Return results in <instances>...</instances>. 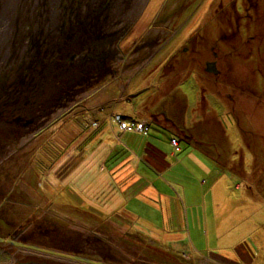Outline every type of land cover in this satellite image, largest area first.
<instances>
[{
  "label": "rangeland",
  "instance_id": "374dc122",
  "mask_svg": "<svg viewBox=\"0 0 264 264\" xmlns=\"http://www.w3.org/2000/svg\"><path fill=\"white\" fill-rule=\"evenodd\" d=\"M127 1L133 7L129 20L120 27H127L128 31L119 41L112 42L111 49L117 50L118 45L123 51L133 46L131 66L122 67L120 60L113 61L112 76H96L80 86L72 95L77 105L58 123L30 136L24 145L9 142L1 134L5 129L0 128V223L6 218L8 227L27 226L30 230L59 233L53 240L55 244L60 237L67 238V242H75L79 237L85 241L96 232L98 240L123 247L121 258L126 261L130 256L150 264H214L186 248L190 243L186 234L169 235L176 244L172 240L157 242L163 246L178 245L175 248L179 252L164 250L149 240L130 235V231L141 232L146 223L163 221L153 218L143 200L133 199L130 204L138 218L129 220L130 229L124 230L105 214L96 213L98 200L93 194L96 188L92 190L91 186L101 176L100 168L108 151H103V147L111 145L133 153L131 135L136 132L120 135L109 128V135L94 139L96 134L90 131L94 119L89 115L106 116L111 101L113 106L116 104L115 109L129 111L131 116H137L135 111L146 110L150 117L161 116L163 112L175 120L177 130L182 131L178 135H194L193 141H203L204 145H197L198 148L207 151L220 169L223 164L230 166L225 174L229 180L225 182L227 201L221 206L223 211L232 210L243 217L236 219L243 224L215 236V245L211 240L210 246L218 249L216 253H228L238 241L252 247V241H256L264 246V0ZM57 2L50 1L51 15L60 6L63 21L57 26H47V0H0V16L4 11L6 17V25L0 31V110L5 108V114L10 107L30 101V90L40 87L38 77L42 75L31 68L38 59L48 63L53 54L47 51L48 57L40 58L36 50L38 39L43 36L53 40L56 33L74 32L70 19L74 18L72 11L77 9L78 0ZM120 27L116 26V31ZM95 37L106 38L107 33L94 35L92 39ZM50 42L54 44L49 39ZM133 51H139L134 57L136 62L132 60ZM214 51L217 74L205 70V63L214 58ZM119 87H129L128 94H137L131 97V102L118 101ZM114 94L117 98L113 102ZM150 128L156 129L153 123ZM101 142L105 144L96 148ZM74 164L80 170L78 178ZM47 167H51L50 173L57 179L63 175L66 178L51 185L45 178ZM106 172L104 169L102 174ZM108 177L115 183L113 175ZM237 182L241 183L239 190L234 186ZM9 189L12 191L3 199ZM104 190L115 206L117 197L110 193L112 188ZM124 205L128 206L122 204L120 208ZM117 210L111 215H119ZM173 222L176 224L177 220L171 221L170 226ZM166 231L178 230L163 228L161 224L159 232ZM197 245L205 247L204 240ZM260 257L264 259V252ZM3 259L11 262L9 257Z\"/></svg>",
  "mask_w": 264,
  "mask_h": 264
},
{
  "label": "crops",
  "instance_id": "0c3cea01",
  "mask_svg": "<svg viewBox=\"0 0 264 264\" xmlns=\"http://www.w3.org/2000/svg\"><path fill=\"white\" fill-rule=\"evenodd\" d=\"M128 88L120 89L119 87V89H116L118 91L116 93H119L118 101H132L131 97L137 93L128 94L131 90ZM147 88H150L151 91V87ZM116 98L117 96L114 94L112 101H116ZM107 107L109 113H106V116L103 114L101 116L97 114V116L94 113L89 115L94 119L91 121L92 127L90 128L91 133L93 135L96 134L94 139L97 136L102 139L104 134L109 135V128H112L113 132H119L120 135L128 133L126 130H117L118 125L112 114L142 121L146 125L147 130L145 134L138 130L132 133L131 136L134 139L131 141L130 148L131 150L133 149V153L122 148L116 149V147L111 145L103 147V151H108L104 156L105 162L100 168L102 183L101 181L99 182V178L95 182L96 185L93 184L91 186V189L93 187L96 188L93 194H96L98 200L96 203L98 210L95 212L101 216L105 214L108 219L110 218L115 221L116 224L113 222L114 225L123 226L124 230L130 229L132 225H129V220L138 219L133 213L134 210L130 204H132L133 199L140 202L143 200L149 204L148 206L145 203L150 212L154 214L153 218L163 219L161 223L163 228L171 230L173 227L178 231H166L162 233L159 232L160 223H146V227H143L141 232H139L140 229L133 232L130 231V235L138 239L144 238L159 245L158 243L161 239L164 242L172 240L175 243L176 240L170 239L169 235L186 234L190 241L186 248L192 254L202 255V258L208 261L207 263L264 264V259L260 257L264 252L262 243L259 244L256 241H252L254 248L249 243L238 241L232 247L230 246L231 248L228 253L220 251L216 253L215 250L218 249L210 246L211 240H213V244L215 245V236L226 234L229 230L232 231V228L237 229L238 226L243 224L241 221H239L241 223L236 221V219L243 217L237 216L232 210L229 212L223 211V207L221 206L227 201L225 197V182L229 180L225 174L226 169L230 166L223 164V166L221 165L222 169H220L218 163L214 159L212 160V156L210 157L207 151L198 148L197 145H204V142L193 141L194 135H178L177 133L182 131L177 130L178 125H176L175 120L163 115V112H161V116L150 117L147 115L146 110H144V113L135 111L134 113L137 116H131L129 115V111L115 109L116 104L113 106L111 101H109ZM163 121L171 125L172 129L176 131H172L168 124L166 126ZM150 123H153L156 129L151 130ZM171 138L177 139L178 149H175L171 145ZM102 143H98L96 148L101 146ZM106 164H109V166L105 167ZM74 168L78 172V178L80 172L77 169L78 165ZM50 169L51 167H47L48 173H46L48 176H45L50 184H56L67 176L63 175L61 179H57L54 173H50ZM104 169L107 172L102 174ZM233 171L236 170L233 169ZM214 172L216 175L213 174ZM240 172L243 176V172ZM106 174L107 177L113 175L116 179L115 183L112 184L109 177L106 178ZM240 184L239 182L235 183L234 186L237 190L240 189ZM104 187L112 188L110 193L117 197L115 206L109 202L111 197L107 195ZM248 192L249 190H247ZM75 195L80 198L76 193ZM78 201L80 200L78 199ZM118 204L120 205L118 206ZM122 204H128V206L124 205L120 208ZM116 209L120 211L119 215L112 216L111 213ZM174 219L177 220V223L173 222V224L171 223L172 226H170V222ZM232 219L235 220L234 223H231L230 220ZM146 234L149 236L146 237ZM198 240L200 242L204 240L205 247L198 246ZM159 246L164 248V250L175 252H179L176 248L180 247L178 245L163 246L162 244ZM210 250L215 252H210ZM181 254L184 255V253Z\"/></svg>",
  "mask_w": 264,
  "mask_h": 264
},
{
  "label": "flooded vegetation",
  "instance_id": "af4514ba",
  "mask_svg": "<svg viewBox=\"0 0 264 264\" xmlns=\"http://www.w3.org/2000/svg\"><path fill=\"white\" fill-rule=\"evenodd\" d=\"M50 1L52 0H47L48 17L45 22L47 26H57L63 21L60 18L61 8L59 6L60 9L57 8L51 15ZM78 2L77 9L72 11L74 18L70 19V24L75 26L73 33H68L66 30L64 35L56 33L53 40L49 38L54 43L52 45L51 42L48 43L49 39L43 36L38 39L36 50L38 54L40 53V58H47L48 54L45 55L47 51L53 56L50 60L47 59L48 63L40 59L33 63L31 69L43 78L38 77V80L41 78L40 87L30 90V101L10 107L8 114H5V108L0 110V128L5 129L1 131V134H4V138H9V142L13 144L23 143L24 145L26 140L36 136L51 123H58L68 110L77 105L78 102L72 95L78 92L80 86L88 84L96 76L107 74L110 77L115 73L113 61L120 60L122 67L131 66L133 46L123 51L118 49V45L117 50L111 48L112 42L119 41L128 31L127 27L120 26L129 20L132 3L127 0H78ZM116 26L121 29L116 31ZM44 31L47 32L45 29ZM103 32L107 33L106 38L92 39L94 35ZM133 52L132 60L136 62L135 58L139 55V51ZM213 53H215L214 58L209 61H214L216 67L217 53L215 51ZM41 66L43 67L40 68ZM48 68L49 71H47ZM11 191L12 189H9L3 195V199H6ZM0 224H4L0 225V238L4 239L0 241V257L11 258V262L0 259V264H97V262L150 264L143 259L130 256L128 261L122 259L124 248L117 245L111 246L110 242L98 240L99 234L96 232H93L94 237H86L85 241L79 237L75 242H67V238L60 237L58 241L60 245H58L53 240H56L59 233L30 230L27 226L8 227L6 218H3ZM102 236L105 237V235ZM100 239L105 240L103 237ZM5 250L8 252L5 253Z\"/></svg>",
  "mask_w": 264,
  "mask_h": 264
},
{
  "label": "built area",
  "instance_id": "2783aa9c",
  "mask_svg": "<svg viewBox=\"0 0 264 264\" xmlns=\"http://www.w3.org/2000/svg\"><path fill=\"white\" fill-rule=\"evenodd\" d=\"M113 118L117 122L118 127L122 130H126V131L138 130L143 134L146 133L147 128L144 122L142 121H137L135 119H125L118 114H114ZM170 143L175 149H178V143L176 138H171Z\"/></svg>",
  "mask_w": 264,
  "mask_h": 264
},
{
  "label": "water",
  "instance_id": "95a60500",
  "mask_svg": "<svg viewBox=\"0 0 264 264\" xmlns=\"http://www.w3.org/2000/svg\"><path fill=\"white\" fill-rule=\"evenodd\" d=\"M205 70L208 71V72H211L213 74H217L218 73V71H217V69L215 67V62L214 61L206 62L205 63ZM0 241H4V239L0 238ZM5 241L8 242L9 240H5ZM63 255H65V254H63ZM65 256L72 257V256H68V255H65ZM73 258H78V257H73ZM97 264H101V263L97 262Z\"/></svg>",
  "mask_w": 264,
  "mask_h": 264
},
{
  "label": "bare ground",
  "instance_id": "6f19581e",
  "mask_svg": "<svg viewBox=\"0 0 264 264\" xmlns=\"http://www.w3.org/2000/svg\"><path fill=\"white\" fill-rule=\"evenodd\" d=\"M4 12V11H3ZM2 12V16H0V31L4 28V26L6 25V17L5 16H3V13ZM2 24H4V25H2ZM1 27H3V28H1ZM1 122V121H0Z\"/></svg>",
  "mask_w": 264,
  "mask_h": 264
},
{
  "label": "trees",
  "instance_id": "16d2710c",
  "mask_svg": "<svg viewBox=\"0 0 264 264\" xmlns=\"http://www.w3.org/2000/svg\"><path fill=\"white\" fill-rule=\"evenodd\" d=\"M121 116V115H120ZM122 118H125L124 116H121ZM125 119H129V118H125Z\"/></svg>",
  "mask_w": 264,
  "mask_h": 264
}]
</instances>
